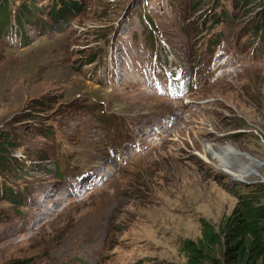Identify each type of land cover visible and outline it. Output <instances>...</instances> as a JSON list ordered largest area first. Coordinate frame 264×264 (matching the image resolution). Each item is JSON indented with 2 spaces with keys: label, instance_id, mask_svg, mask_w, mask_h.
<instances>
[{
  "label": "rangeland",
  "instance_id": "1",
  "mask_svg": "<svg viewBox=\"0 0 264 264\" xmlns=\"http://www.w3.org/2000/svg\"><path fill=\"white\" fill-rule=\"evenodd\" d=\"M29 3V36L13 47L0 32V181L27 193L13 203L0 188V264H186L183 241L238 201L232 174L218 167L229 161L205 158L206 147L264 160V70L255 68L264 63V0ZM125 40L140 60L131 55L119 78ZM163 48L197 71L180 98L158 94L139 72L146 53ZM223 48L239 60L210 74ZM150 135L163 137L147 148ZM127 141L140 150L122 163L111 149ZM90 169L98 184L70 186ZM76 224L97 229L84 235Z\"/></svg>",
  "mask_w": 264,
  "mask_h": 264
},
{
  "label": "trees",
  "instance_id": "2",
  "mask_svg": "<svg viewBox=\"0 0 264 264\" xmlns=\"http://www.w3.org/2000/svg\"><path fill=\"white\" fill-rule=\"evenodd\" d=\"M237 196L223 223L204 219L200 238L183 241L186 264H264V193Z\"/></svg>",
  "mask_w": 264,
  "mask_h": 264
},
{
  "label": "bare ground",
  "instance_id": "3",
  "mask_svg": "<svg viewBox=\"0 0 264 264\" xmlns=\"http://www.w3.org/2000/svg\"><path fill=\"white\" fill-rule=\"evenodd\" d=\"M59 11V10H58ZM58 17V15H56V18ZM250 38V37H249ZM249 40V39H248ZM246 44V43H245ZM124 45L126 46V49H119V51L117 52V58H116V61H115V65H117V61H118V67L119 69H117V72L116 73V76L119 77V78H122V76H124L125 72H126V68H127V62H129L130 60V56L132 55L133 57H136V59H139L140 60V53L137 51L134 54H132V50H131V53H130V50H129V47H128V42L125 40L124 42ZM117 47V46H116ZM228 55V52H227V49L223 48V52L220 53L219 55H217L215 57V59L211 62L210 64V68L207 70V72H209L210 74L215 72V70L217 68H222V67H230V66H233L236 62H238V60L232 58V59H229V56L227 57ZM120 56V58H119ZM227 58V59H226ZM136 59H132V62H131V66L134 67L135 66V63H136ZM264 63H262V65H260L259 63L255 66V68H258V69H263L264 70ZM8 65V62L6 63H3L1 64V69L2 68H5L6 66ZM208 65V64H207ZM138 66V65H137ZM214 66V67H213ZM213 67V68H212ZM135 68V67H134ZM212 68V69H211ZM130 69V68H129ZM211 69V70H210ZM206 72V73H207ZM233 72V71H231ZM205 73V74H206ZM68 74V70H65L64 71V77L65 75ZM204 74V75H205ZM204 75H203V78H204ZM137 76V75H136ZM223 76V72L220 73L219 77L221 78ZM69 79V77L67 78ZM73 82H69V84H72ZM193 90V89H192ZM194 91H197L196 87L194 88ZM188 119V118H187ZM172 125L168 126V127H165L162 129V133H164V131L168 128H170ZM169 131V130H168ZM161 133V132H160ZM141 135V133H140ZM158 135V134H157ZM168 134H165L163 136L167 137ZM160 136V135H159ZM159 136H156V135H150V137L148 138V142H147V148H151L152 146H154L157 142V140H159ZM163 136H160V139H162L161 137ZM169 136V135H168ZM143 137V135H142ZM164 137V138H165ZM163 138V140H164ZM166 139V138H165ZM176 139V137H175ZM158 142H161L158 141ZM163 143V142H162ZM216 152H219V153H222L226 159V161L228 160L229 161V164L227 163L226 165L224 164H219L218 167L222 168V170H224L225 172H228L230 174H232L233 176L235 177H242V178H246L248 176V173H249V170L247 168H251V171H252V174L254 175H258V173L255 171L254 169V166H256L257 164H259L260 162L256 160V158H250L249 157V153L246 152V151H243V150H240L239 148H234L233 146H231L230 144L229 145H225V144H221V143H213L210 145H208L203 153L204 157L207 158V159H210L213 161H216V158L218 157H215V153ZM202 155V156H203ZM222 155L220 154V157ZM223 158V157H222ZM224 159V158H223ZM219 160V159H218ZM227 161V162H228ZM224 163V161H223ZM232 164V165H230ZM245 164V165H243ZM237 165H240V167H236V169L234 168V166H237ZM92 174H96V172H92ZM98 176V174H96ZM82 183V186H83V189L86 188L87 185L89 184H93V178H92V175H88L86 177H84L81 181ZM95 185V184H93ZM70 193V192H69ZM72 196V195H71ZM114 198H111L112 200V203L113 205L116 204V201L114 200ZM71 202V201H70ZM108 211V210H107ZM76 226L79 227V231H81L84 235L86 234H90L92 233L93 231H95L97 229L96 226L94 227H91L89 228L88 230L82 228L80 225L76 224ZM75 233V232H73ZM73 233H69L67 232L66 233V236L70 238L71 240V237H72V234ZM82 234V235H83Z\"/></svg>",
  "mask_w": 264,
  "mask_h": 264
},
{
  "label": "clouds",
  "instance_id": "4",
  "mask_svg": "<svg viewBox=\"0 0 264 264\" xmlns=\"http://www.w3.org/2000/svg\"><path fill=\"white\" fill-rule=\"evenodd\" d=\"M54 3H56V0H54ZM0 5L2 7L1 0H0ZM2 15H3V8L1 10L0 17ZM0 27H1V25H0ZM130 155L131 154H128L127 159L123 163H126L128 161ZM253 158H255V157H253ZM256 160L260 162L259 164L254 166V169L258 173V175L252 174L251 168H253V167H251V168H247L249 170V173H248V176L246 178L232 176L229 173H226L224 170H222L223 167L221 168V170L223 172H225L226 174L230 175L232 177V179L234 180L232 182L231 186L229 187V191L238 201H239V199H238L237 195H239L240 197H248V196H251V195H255L256 196L260 192L264 193V171L261 169V167L264 166V160H260L258 158ZM250 175L255 176L256 179L255 180H248L247 178ZM259 176H260V179L258 178ZM262 201L264 203V199H262ZM232 211L229 214H231ZM229 214L224 215V218H223L222 222H220V224L223 223L225 217L227 215H229Z\"/></svg>",
  "mask_w": 264,
  "mask_h": 264
}]
</instances>
